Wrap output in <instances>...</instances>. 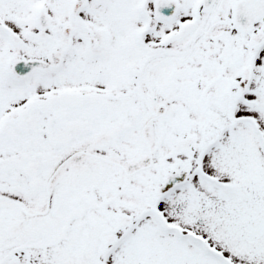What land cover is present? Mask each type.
I'll return each mask as SVG.
<instances>
[{
  "label": "snow or ice",
  "instance_id": "6c2138e0",
  "mask_svg": "<svg viewBox=\"0 0 264 264\" xmlns=\"http://www.w3.org/2000/svg\"><path fill=\"white\" fill-rule=\"evenodd\" d=\"M0 264H264V0H0Z\"/></svg>",
  "mask_w": 264,
  "mask_h": 264
}]
</instances>
